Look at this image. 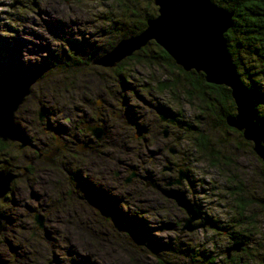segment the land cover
<instances>
[{"label": "rangeland", "instance_id": "obj_1", "mask_svg": "<svg viewBox=\"0 0 264 264\" xmlns=\"http://www.w3.org/2000/svg\"><path fill=\"white\" fill-rule=\"evenodd\" d=\"M155 5L153 0H0V72L12 76L35 72L36 82L15 117L17 125L28 126L35 139L51 133L47 123L39 121V111L45 109L47 120H57L62 102L78 86L84 91L88 86L107 89L122 105L119 98L130 95L132 107L126 103L125 118L116 120L118 131L130 139V176L136 173L130 183L135 179L146 189L149 180L136 179L138 167L145 174L146 166L157 168L164 181L175 179L183 169L190 175L189 182L184 179L174 186L197 201L207 225L182 231L186 211L153 185L147 187L157 190L161 198L154 200L150 195L147 202L132 206L130 236L120 230L102 233V224L96 231L91 229V236H66L67 216L52 234L36 231L30 220L32 210L9 199L11 213H15V205L20 214L15 213L18 216L13 217L9 231L0 235V264H163L161 258L167 264H228L227 249L239 242H245V249L232 250L230 255L240 258L241 264H264V162L241 131L219 122L221 106L213 100V112L196 94L189 99L191 87L184 74L158 56L154 43H148L146 51L140 50L147 45L133 53L136 55L118 68L120 76L108 71L113 68L91 64L92 58L120 38L136 34L132 30ZM239 56L241 77L247 82L251 77L260 80L264 86V77L258 71L253 75L254 65L244 60L240 50ZM23 64L31 66L24 68ZM167 81L175 82L174 93L161 88ZM206 97L209 100L211 94ZM160 110L177 116L179 126L161 121ZM200 134L218 150L215 157L197 150ZM161 140L166 145L159 154L155 143ZM171 145L181 154H173ZM16 151L17 147L10 145L4 152L0 149V164ZM169 168L174 170L169 172ZM239 185L244 205L231 193L232 187ZM21 187L26 192L24 199L30 198L27 185ZM51 198L55 205L52 195L47 200ZM8 203L0 200V209ZM61 205L65 215L67 206ZM78 223L80 220H75L74 227ZM233 234L239 239H233Z\"/></svg>", "mask_w": 264, "mask_h": 264}, {"label": "flooded vegetation", "instance_id": "obj_2", "mask_svg": "<svg viewBox=\"0 0 264 264\" xmlns=\"http://www.w3.org/2000/svg\"><path fill=\"white\" fill-rule=\"evenodd\" d=\"M244 60L247 59L244 57ZM121 62L108 71L120 76L118 68ZM30 66L23 64L24 68ZM254 68V73H257L256 64ZM0 74L13 75L3 71ZM88 89L84 91L78 86L77 90L62 102L61 116L57 120L54 117L47 120L45 115L42 120L39 118L40 122L47 123V129L51 132L44 138H33L31 129L28 126L24 128L21 124L18 126L23 136L27 138V143L23 147L20 146V141L4 140L0 137V149L3 152L9 145L17 147V154L4 158L0 164L1 168L4 163H8L9 169L16 174L8 193L0 200L8 203V200L12 199L16 204L21 206L23 204L29 212L32 210L30 220L33 222L34 213L36 211L42 213L46 229L37 230L35 226L36 231L52 234L56 230L55 226L60 225L61 218L67 216L63 233L66 236H91L93 235L91 229L96 231L101 224L102 233L120 230L124 235L130 236L132 206L137 205V202H147L150 195L154 200L161 198L157 190L147 186L143 189L140 182L133 181L135 179L132 180L133 183L127 181L131 164L130 139L118 131L116 120L125 118V104L129 103L132 107L131 103L134 101L130 95H126L119 98V101H124L122 105L107 89L100 86L96 88L88 86ZM97 98H101L99 103L96 102ZM17 111L15 117H18ZM175 118L170 127L179 126V119L177 116ZM28 121L29 119L25 118L26 124ZM95 127H102L104 132L102 139H98L93 132L92 128ZM165 145L162 140L155 143L159 154L164 152ZM56 147L58 152L50 156L49 153ZM20 153L23 154L22 157H19ZM173 154L181 153L177 150ZM170 169L169 172L174 170ZM137 171L136 179L142 181L148 179L166 185L167 180L164 181L162 172L155 167L146 166L147 174L141 167H138ZM163 171L167 170L163 167ZM23 185L28 187L30 195L28 199H24L26 192L22 190ZM49 195H52L55 205H52V198L47 200ZM59 204H62L61 207L67 206L68 211L65 215ZM56 206L59 207L58 210L55 209ZM1 209L4 228L0 235H3L9 231L13 217L20 213L15 205L12 209L18 215L11 213L9 203L6 208L3 206ZM75 220H80V224L74 227Z\"/></svg>", "mask_w": 264, "mask_h": 264}, {"label": "water", "instance_id": "obj_3", "mask_svg": "<svg viewBox=\"0 0 264 264\" xmlns=\"http://www.w3.org/2000/svg\"><path fill=\"white\" fill-rule=\"evenodd\" d=\"M158 6V15L147 20V26L140 32L120 38L109 50L92 58L91 64L106 68H114L121 61L130 57L137 50L154 40L162 46L184 70L202 72L207 82L223 84L230 88L231 96L236 105V113L226 116V124L242 132L243 137L253 143L254 152L264 162V132L258 119V110L253 96L248 92L237 64L229 51L225 33L233 25L234 12L218 5L213 0H154ZM35 75L9 76L0 74V137L4 140H17L21 147L26 145L27 138L23 136L15 122V112L30 94L36 82ZM44 110L39 111V118H44ZM161 121L172 123L175 116L167 110L159 112ZM98 139H102V127L92 128ZM162 132L168 134V128ZM181 138L178 137V140ZM169 150H177L171 145ZM58 148L49 155L54 156ZM167 169V168H166ZM170 169V168H169ZM135 172L127 178L130 181ZM16 174L8 167V163L0 168V198L8 193ZM190 177L183 169L179 176L161 185L153 180L147 186L153 185L160 189L169 199H173L187 213L182 231H194L205 227L203 212L197 201L188 196L187 191L174 185ZM33 219L37 230H44L45 218L38 211ZM199 220V221H198ZM4 228L0 212V232ZM245 242L233 244L227 249L228 257L232 250L241 251ZM50 264H53L50 261ZM187 264V263H170Z\"/></svg>", "mask_w": 264, "mask_h": 264}, {"label": "trees", "instance_id": "obj_4", "mask_svg": "<svg viewBox=\"0 0 264 264\" xmlns=\"http://www.w3.org/2000/svg\"><path fill=\"white\" fill-rule=\"evenodd\" d=\"M218 5H221L230 11L234 12L233 16V25L232 27L225 33V39L228 43V48L232 57L234 58V62L237 64V67L240 65V56L238 57V51L240 50L242 54L245 55L247 61L251 62L253 65L256 64L258 68V73L264 77V0H213ZM153 4L154 0H153ZM156 6V5H155ZM158 11V7H154L152 11H148L146 16L139 21V24L132 30V33H137L143 30L147 26V20L151 17H155ZM151 43L155 44V48L159 57H161L165 63L171 68H177L179 71L184 74L185 78L188 81L191 89L188 90L189 99L194 97V94L198 98L201 99L202 102H206L209 105L213 112H216V105L214 104L215 100L221 107H218L221 111L218 114L219 122L222 125L229 127L226 124V116L228 114L236 113V105L231 96V90L229 87L223 84H213L209 83L205 80L204 74L202 72H197L195 70L186 71L180 65L176 64L175 60L171 57V55L157 42L154 40L150 41L148 45ZM147 46L142 48L140 51H146ZM113 44H111V47ZM109 50V49H108ZM139 51V52H140ZM136 54H133L131 57L124 59L121 62L119 67H122L127 60L133 58ZM254 59L257 60L254 61ZM238 73L240 76L242 75L240 70L238 69ZM263 73V74H262ZM251 74H253L251 72ZM254 76L257 73L253 74ZM253 75H248L253 76ZM246 78V77H245ZM244 85L248 92L253 96L256 107L258 110V119L264 121V110L262 106L264 105V86L260 83V80H255L251 77V82H247L245 79L241 77ZM175 83V82H174ZM172 84L170 81L164 82L161 84L162 89L170 90L172 93L175 91L173 87L175 84ZM255 85V87H251ZM194 93V94H193ZM206 94L211 97L208 100ZM264 132V125L260 122ZM231 128V127H230ZM197 150L206 157H215L216 149L211 147L209 141L205 136L200 134V143L197 145ZM215 150V151H214ZM212 160H214L212 158ZM264 167V163H263ZM264 170V168H263ZM264 178V171H263ZM231 193L236 195V199H239L243 205L244 198L242 196V188L241 186L232 187ZM264 207V201H263ZM233 239L238 240L235 234L232 235ZM245 249V246L242 247ZM241 249V250H242ZM160 263L167 264V261L163 258L159 260ZM228 264H241V259L237 258V256L230 255L227 256Z\"/></svg>", "mask_w": 264, "mask_h": 264}, {"label": "bare ground", "instance_id": "obj_5", "mask_svg": "<svg viewBox=\"0 0 264 264\" xmlns=\"http://www.w3.org/2000/svg\"><path fill=\"white\" fill-rule=\"evenodd\" d=\"M3 230V229H2Z\"/></svg>", "mask_w": 264, "mask_h": 264}]
</instances>
